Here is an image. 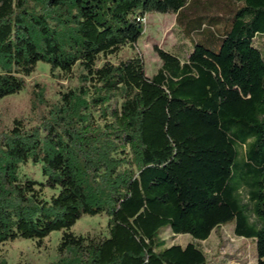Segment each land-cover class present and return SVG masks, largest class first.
I'll list each match as a JSON object with an SVG mask.
<instances>
[{"label":"trees","instance_id":"16d2710c","mask_svg":"<svg viewBox=\"0 0 264 264\" xmlns=\"http://www.w3.org/2000/svg\"><path fill=\"white\" fill-rule=\"evenodd\" d=\"M150 13L173 14L191 48L153 47L148 78L140 56L110 58ZM39 64L78 84L0 134V246L60 233L55 264H210L161 233L232 225L264 264V0H0V101ZM29 162L43 181L20 176ZM97 216L105 236L72 231Z\"/></svg>","mask_w":264,"mask_h":264},{"label":"rangeland","instance_id":"374dc122","mask_svg":"<svg viewBox=\"0 0 264 264\" xmlns=\"http://www.w3.org/2000/svg\"><path fill=\"white\" fill-rule=\"evenodd\" d=\"M217 1V0H212ZM226 6L231 5L234 0H218ZM215 7L212 8L214 10ZM142 36L132 51L124 47L116 57H111L112 62L119 59L129 58L134 54L140 56L144 62L145 75L150 78L154 76L161 67V62L153 50V47L171 53L178 54L183 48L189 53L190 42L181 39L179 28L175 25L173 14L150 13L145 15L142 25ZM78 81L75 73L71 78L56 72L51 76L48 67L39 64L35 73L26 79V87L19 94L8 96L0 101V134L6 132L12 125V121L22 119L25 126L31 127L37 124L42 115L58 102L61 93L77 86ZM95 121L102 124L97 119ZM40 166L26 163L20 168V176L43 181ZM52 194L45 190L46 199ZM76 235L105 236L107 234V219L101 216L94 218L84 217L72 228ZM61 234L53 233L45 239L39 248L35 241H17L0 246V253L8 264H55L59 257L57 245ZM161 238L166 246L180 245L194 242L200 247L210 264H256L255 245L250 240L237 238L233 233V226L228 225L214 231L205 242L194 241L189 235H173L169 230L161 233Z\"/></svg>","mask_w":264,"mask_h":264},{"label":"built area","instance_id":"2783aa9c","mask_svg":"<svg viewBox=\"0 0 264 264\" xmlns=\"http://www.w3.org/2000/svg\"><path fill=\"white\" fill-rule=\"evenodd\" d=\"M143 23H144V21H143Z\"/></svg>","mask_w":264,"mask_h":264}]
</instances>
